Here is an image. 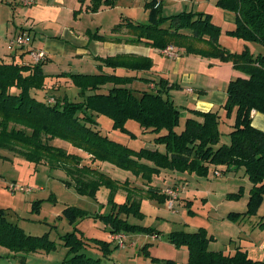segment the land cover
I'll list each match as a JSON object with an SVG mask.
<instances>
[{
    "label": "trees",
    "instance_id": "obj_1",
    "mask_svg": "<svg viewBox=\"0 0 264 264\" xmlns=\"http://www.w3.org/2000/svg\"><path fill=\"white\" fill-rule=\"evenodd\" d=\"M115 1L91 0L88 10L98 12L113 7ZM216 4L236 16L235 25L225 29L227 34L264 45V0H217ZM144 7L149 10V23L122 15L112 27L115 36L94 31L91 38L141 43L160 50L176 45L186 54L231 62L239 74L228 83L222 105L228 116L234 114L227 131L228 142H221L219 111L194 109L179 129L181 110L167 95L175 83L169 86L165 77L157 80L145 74L153 67L151 57L125 53L97 57L95 72L55 74L44 70L45 59L0 58V150H8L35 164L63 169L69 177L66 183L80 194L94 197L101 187L108 188L111 205L109 213L103 216L110 234H158L152 227L132 222L130 217L143 216L144 198L168 200L164 189L153 184V177L162 169L201 176L210 168L219 171L222 167L220 172L243 168L252 182L248 209L230 212L229 218L235 221L252 216L264 200V130L253 123L254 111L264 114V54L255 55L247 47L232 51L223 46L220 37L224 28L209 12L186 10L164 15L158 0H147ZM138 79L149 86L136 87ZM63 85L76 86V95L72 97L62 90ZM99 114L108 115L113 126L123 130L130 120L136 121L143 132L154 134L150 139L153 147L135 149L111 138L99 128L96 117ZM58 139L71 143L88 159L60 145ZM100 162L130 170L145 188L136 182L112 178L101 170ZM120 189L125 192L122 202L115 199ZM256 225L264 228V216ZM167 237L175 247L187 249V260L181 264H264V260L251 257L241 245H236L233 252L211 248L213 236L204 227L196 231H172ZM63 241L70 254L62 264H105L101 256L84 252L85 241L74 233L64 235ZM99 243L103 256H109L111 243L102 240ZM0 246L28 253L50 251L56 248V243L48 234L27 233L9 219L6 208L0 207ZM164 264L177 263L164 259Z\"/></svg>",
    "mask_w": 264,
    "mask_h": 264
},
{
    "label": "rangeland",
    "instance_id": "obj_2",
    "mask_svg": "<svg viewBox=\"0 0 264 264\" xmlns=\"http://www.w3.org/2000/svg\"><path fill=\"white\" fill-rule=\"evenodd\" d=\"M131 1L127 0L122 4L130 6ZM133 1L141 2L144 6L147 0ZM165 2L164 15L177 14L186 10L205 11L215 14V21L220 24L221 22L218 20H227L222 25L224 29L220 37L223 46L232 51H242L247 47L255 55L264 54V45L260 42H248L225 32V29L231 24L228 20L231 22L232 16L235 14L217 6L216 0H185L183 3L166 0ZM115 11L127 16H131L128 13L135 12L129 7L126 11L118 9ZM119 13L118 16H120ZM138 18L137 21L150 22L144 7L142 12L138 11ZM234 25L235 23L230 26ZM29 33L31 34V32ZM174 46L177 49L175 57H178L181 49ZM44 59H46V54ZM45 66L44 70L49 74L59 72L51 71L54 70L53 67L45 69ZM89 70L94 71L95 69ZM174 88L178 89V87ZM62 90H67L73 97L78 88L74 85L67 87L63 85ZM178 91V97L182 101L178 107L180 110H184L183 106L189 103L188 99L191 95L182 89H178ZM222 105L215 111H219L221 114L220 129L223 132L221 142L224 143L229 141L227 131L231 127L234 114L228 116ZM259 116L264 117V114L261 113ZM96 117L99 128L111 138L135 149L153 147V142H150V139L154 134L143 132L136 121L130 120L126 129L123 130L115 128L112 118L106 114H99ZM183 126L184 119L182 118L179 129ZM58 143L72 152H79L88 159L86 154L71 143L60 139H58ZM99 166L114 179L122 182L130 181L131 184L136 182L137 185L144 188L146 186L130 170L110 162H100ZM221 169L222 167H219L218 174L214 168H210L206 175L201 176L173 169H162L159 174L153 177V184L164 189L166 194L169 189L177 190L178 195L173 208L169 207V196L168 200L144 198L141 204L143 216L141 218L132 216L130 220L143 226L152 227L158 234L135 232L129 233L127 237L126 234L109 233L107 219L103 216L109 213L111 205V193L108 188L101 187L94 197L80 194L72 184L66 183L69 177L63 169H52L46 164H35L22 156L1 149L0 207L6 208L9 219L18 223L27 233L48 234L49 238L55 241L56 248L50 251L23 253L0 246V264H62L70 254L69 247L63 241V236L68 233H74L75 236L83 239L86 243L83 251L93 257L101 256L105 264H112L114 261L119 264H164V259L171 258L179 261L177 259L179 248L171 244L167 237L168 233L178 230L196 231L201 227L207 230L209 236H213L211 248H231L235 242H238L250 246L249 252L253 258L263 260L264 250L257 249L256 246L264 242V228L261 229L256 224L264 216V200L252 216H245V218L235 221L229 218L230 212H244L248 209L252 182L243 168L226 172H220ZM8 184L10 185L8 186ZM11 185L17 186V189L14 190ZM231 193H238V195ZM115 199L119 202L124 201L125 192L120 189L115 195ZM79 210L88 213L79 212ZM117 238L120 239L118 246H124V248H118ZM100 240L111 243L112 250L108 253L109 256H103L104 250L99 247Z\"/></svg>",
    "mask_w": 264,
    "mask_h": 264
},
{
    "label": "crops",
    "instance_id": "obj_3",
    "mask_svg": "<svg viewBox=\"0 0 264 264\" xmlns=\"http://www.w3.org/2000/svg\"><path fill=\"white\" fill-rule=\"evenodd\" d=\"M158 1H161L164 14L166 0ZM171 1L183 3L185 0ZM122 2H127V0H116L113 7L91 12L88 10L91 0H34V3L30 6H25L18 0H0V58L34 61L30 51L33 49L34 51L43 50L46 54L45 69L53 67L54 70L51 71H59L56 73H60L63 71L95 72L98 70L97 64L99 63L97 57L125 53L149 56L153 61V67L145 74L150 76L151 79L157 78V80L165 77L169 81V86L175 83L174 87H178V89H182L188 95H191L188 99L189 103L184 104V110L181 109V119L193 115L192 110L194 109L209 111L222 105L227 97L228 83L239 74L231 62L201 57L196 54H186L182 49L178 57H169L164 55L160 49L141 43L91 38L90 34L94 31H99L109 37L116 35L112 33V27L120 21L119 17L121 18L124 15L116 12V9L119 11H126L128 7L134 9L135 12L128 14L135 20L139 19L138 11L142 12L143 4L141 2L135 3L132 0V4L127 6L123 5ZM144 9L147 11L149 18V10L145 7ZM118 13L120 16H118ZM218 21L223 25L227 20ZM228 21L231 23L229 26L234 24L236 16L233 15L231 22ZM22 30L31 32L33 39L31 46L10 50L8 43ZM86 65L87 68H85ZM143 72H141V75H143ZM137 83L138 85H136ZM153 83H150V87H153ZM135 86L145 88L149 84L138 79L135 81ZM173 88H170L168 94H166L178 106L182 101L178 97V89ZM188 88H192L193 91H188ZM192 95L195 96L192 97ZM183 103L186 102L183 101ZM259 114L261 112H253V123L264 130V117L259 116ZM259 228L263 229L262 227ZM126 235L128 237V234ZM262 244L257 245V249L264 250ZM116 245H119L117 240ZM236 245L243 246L249 255L253 257L249 252L250 246L245 244L235 242L231 248L226 249L233 252ZM118 248H124V246H118ZM177 253V259L180 261L174 259L177 264L187 260L188 252L186 248H179Z\"/></svg>",
    "mask_w": 264,
    "mask_h": 264
},
{
    "label": "built area",
    "instance_id": "obj_4",
    "mask_svg": "<svg viewBox=\"0 0 264 264\" xmlns=\"http://www.w3.org/2000/svg\"><path fill=\"white\" fill-rule=\"evenodd\" d=\"M18 2L22 3L25 6H30L34 3V0H18ZM32 44V36L29 33L28 30H22L20 33H18L17 35H15L10 42L8 43V48L10 50H14L16 48H25V47H30ZM31 55L34 59V61H40L43 60L45 58V52L43 50H38V51H34L31 50ZM162 52L170 57H175L177 55V49L174 45H168L165 49L162 50ZM188 91L192 92L193 89L192 88H188ZM216 173L219 174V172L217 171ZM11 187L16 190L17 186L15 185H11ZM167 195L169 196V207L173 208L174 206V202L175 199L177 198L178 192L176 189H169L167 191ZM117 238V241H120V239ZM262 247L264 248V243L262 245Z\"/></svg>",
    "mask_w": 264,
    "mask_h": 264
}]
</instances>
